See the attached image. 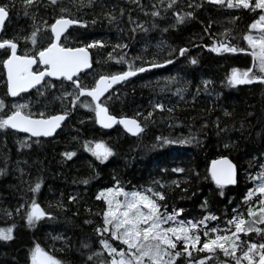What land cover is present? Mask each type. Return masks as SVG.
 Segmentation results:
<instances>
[{
  "label": "trees",
  "instance_id": "1",
  "mask_svg": "<svg viewBox=\"0 0 264 264\" xmlns=\"http://www.w3.org/2000/svg\"><path fill=\"white\" fill-rule=\"evenodd\" d=\"M0 2L11 3L12 0ZM190 2L178 0L175 9L168 12L160 10L159 17L146 19L142 29L135 32L129 16L140 18L136 10L138 5L127 4L124 0H108L100 6L93 2L83 8L73 7L72 14L87 23L68 31L70 46H82L92 40L102 42V46L88 50L92 69L79 75L83 83H94L93 76L98 78L99 74L126 70V64L109 60L108 53L118 55L123 52L126 58H130L133 45L138 41L141 49L147 44L153 45L154 40L165 45L157 48V54L149 53L148 49L143 59H155L161 64L165 59L172 62L161 69L145 71L110 91L109 113L136 118L143 128L137 137H129L119 126L109 131L100 129L95 123L94 112L83 107L71 112L53 138L30 139L27 148L17 145L19 135L10 129L0 130V168L4 169L0 173V210L14 209L22 200L30 203L33 193L29 187L40 178L37 202L54 215L53 219L45 217L30 229L25 226L23 212L8 218L0 211V227L12 223L17 225L13 240L0 241V264H26L27 252L33 241L40 243L64 264H92L86 258L99 246L94 228L101 223V216L96 213L104 207L103 201L95 197L102 188L113 186L117 179L128 190L153 186L154 181H159L164 185L169 210L173 206L183 209L180 218H200L206 211L220 216L224 209L231 208L242 197L243 191L249 187L242 183L243 172L255 167L261 159L260 154L264 153V84L254 81L235 86L230 85L227 78L233 68L244 70L252 67L250 48L246 47L242 36L245 32L251 33L247 25L256 17L248 10L227 9L203 0H195L201 6L193 10L187 7ZM120 8L125 9L123 14ZM177 10H193V17L177 23L172 15ZM31 12L36 14L41 25L44 21H52L50 7L36 5ZM104 12L111 13L116 19L110 21ZM160 20L164 22L160 23ZM156 21L160 23L159 28L152 27ZM32 23L31 14L26 16L18 5L9 11L1 37L23 36L32 30ZM173 24L175 27H170ZM205 28H208L207 33ZM225 29H229L230 34L225 33ZM220 33L224 36L221 37ZM45 39L46 34L40 36L41 42ZM213 39H223L248 51L213 52L205 47ZM118 43L127 44V49H114ZM33 47L30 42L25 44L20 40L18 54ZM180 47L187 48L183 56L178 53ZM189 57L195 58L197 63H190ZM133 63L140 61L134 60ZM176 69L186 70L192 85L201 78L207 80V90L199 91L193 101L183 103L177 102L170 94L156 93L155 85L146 88L139 83L145 76L170 74ZM4 77L0 64V97L10 102L11 99L5 97ZM67 90L71 91L70 88ZM59 95L60 86L57 84L44 96H38L32 90L23 97L31 102L34 112L45 110L44 105H47V112L56 114L62 105L53 97ZM156 103L164 105V108L154 109ZM149 111L153 115L145 120ZM137 112L141 114L138 117L135 116ZM189 135L195 138L192 144L154 146L158 136L175 139ZM96 140H103L113 148L114 154L103 162L83 147L85 141ZM66 151H74L75 155L65 157L62 153ZM221 156L229 157L238 171L237 185L223 188V195L208 173L210 160ZM177 167L185 171L174 172ZM85 178L88 179L87 184L82 183ZM171 181H178L179 187L170 186ZM69 195L74 197L73 201L68 200ZM205 201L206 208L202 207ZM58 202H62L64 207H57ZM57 235L61 239L53 240ZM84 243L90 247L84 248Z\"/></svg>",
  "mask_w": 264,
  "mask_h": 264
},
{
  "label": "snow or ice",
  "instance_id": "2",
  "mask_svg": "<svg viewBox=\"0 0 264 264\" xmlns=\"http://www.w3.org/2000/svg\"><path fill=\"white\" fill-rule=\"evenodd\" d=\"M69 2L75 8L93 4V0H69ZM131 2L140 6L141 11H145V6L140 5V0H131ZM177 2L178 0H167L166 3L164 0H157L165 12L175 9ZM208 2L227 9L248 10L255 15L256 18L247 27L249 30H256L257 34L245 32L242 36L251 49L253 66L244 70L233 68L227 79L230 85L250 84L253 81L264 84V0H208ZM58 4L60 6L57 12L55 9ZM18 5L23 8L26 16L31 14L32 30L23 36L0 37V64L7 72L5 97L16 98L9 102L0 97V130L10 128L29 133L34 137H47L61 127V122L65 121L66 117H70L72 111L83 107L94 112L95 123L104 128L119 124L133 135L142 133V125L136 118L109 113L107 105L112 95L109 93L105 96V93L112 85L125 81L137 73L160 67L161 63L155 59L145 60L140 56L126 58L123 52L118 55L109 52L107 57L109 60H114L117 64H126L127 69L110 74H99L98 78L93 76L94 83L85 84L78 73L83 69L91 68L88 50L98 45L102 46V42L92 40L82 46L73 47L69 44L65 30L72 25H84L87 21L73 15L61 0H45L44 3L42 0H12L11 3L0 2V29L3 28L9 11ZM36 5L53 7L51 22L44 21L42 25L39 24L36 14L30 13ZM200 6L195 0H191L187 5L193 10ZM193 10L187 12L177 10L173 11L172 15L175 21L180 23L185 18L193 17ZM124 11V8H120L121 14ZM128 11L130 12L131 9ZM148 14L145 12V15ZM103 15L110 21L116 19L108 12H104ZM150 15L154 18L161 15L156 3L152 4ZM231 19L235 20L236 17ZM92 22L95 23V20ZM129 23L135 25L132 28L133 32L142 29V24H136L131 16ZM152 27L155 28L157 25L153 23ZM170 27H175V24ZM204 31L207 33L208 28ZM225 33L230 34V30L225 29ZM45 34L46 39L41 42L40 36ZM219 35L223 37L224 33ZM20 40L25 44L30 42L34 47L25 48L23 54L18 55ZM127 47L128 45L124 43L113 46L114 49H127ZM205 47L217 53L248 51L236 44L224 42L223 39L219 41L213 39ZM178 53L185 55L187 48L180 47ZM134 60H139L140 63L134 64ZM189 61L192 64L197 63L193 57H189ZM171 62L170 59L162 61L163 64ZM253 68L258 71H253ZM52 78H56L55 82ZM173 79L175 78H168L169 81ZM204 83L207 84V81ZM57 84L60 86V95L53 99L60 100L62 108L56 114H49L47 105H44L45 110L34 112L31 110L30 101L21 102L24 97L19 94L27 92L28 89H35L38 96H44L48 89L55 88ZM177 92L182 93L183 89H177ZM81 97H90V100H82ZM153 108L163 109L164 105L156 103ZM168 111L171 112L172 109L169 108ZM140 115L138 112L135 113L137 117ZM152 115L153 112L149 111L145 120ZM27 139L25 137V140L21 141L25 147ZM194 139L193 135L175 139L158 136L154 146L192 144ZM83 147L101 162L114 154L113 148L103 140L85 141ZM225 147L227 148L228 145ZM62 155L71 158L75 152L66 151ZM260 157L255 173H248L252 186L246 188L241 200L232 209L230 217L225 215L223 218H218L216 214L206 211L200 218H180L183 209L173 206L169 210L164 185L159 181H154L153 186L128 190L120 180H115L113 186L102 188L95 197L104 204L100 212L96 213L101 216V223L94 228V232L98 234L99 246L89 252L86 260L92 264H264V153H261ZM253 159L255 160V157ZM173 171L183 173L185 170L177 167ZM3 172L4 169L0 168V173ZM209 172L211 179L221 189V195L224 194L225 185L237 183L234 166L227 157L221 156L220 159L213 160ZM82 183L87 184L88 179H83ZM171 185L179 187V182L171 181ZM40 187V178H37L29 187L33 193L31 202L22 200L14 209L0 210L2 215L11 218L23 212L25 226L30 229L36 227L37 222L45 217L53 219V213L47 208H42L37 202L36 193ZM68 200L73 201L74 197L69 195ZM57 207L63 208L64 205L58 202ZM202 207H207V201ZM210 221H214L215 224H210ZM16 227L15 223L0 227V241L13 240ZM58 239H61L59 235L53 237V240ZM83 247L89 248L90 245L84 243ZM26 264H64V262L46 251L40 243L33 241L27 252Z\"/></svg>",
  "mask_w": 264,
  "mask_h": 264
},
{
  "label": "rangeland",
  "instance_id": "3",
  "mask_svg": "<svg viewBox=\"0 0 264 264\" xmlns=\"http://www.w3.org/2000/svg\"><path fill=\"white\" fill-rule=\"evenodd\" d=\"M42 1L45 2V0H42ZM105 1H108V0H93V2H95V3L98 4L97 6H100V4L102 2H105ZM124 1L127 4L128 3H130V4L132 3L133 6H137V4L131 2V0H124ZM140 1H143L142 2V5L145 6V11H141L140 10V6H139L138 9H136L138 11L139 15H140L139 16L140 17L139 19L134 18L136 24H143V23H145V20L146 19L147 20L153 19V17L150 15L151 6H152L153 3H156V7H157V9L159 11L163 9V7L161 6V4L157 3V0H140ZM203 1L208 2V0H203ZM164 2L166 3L167 0H164ZM61 3L63 5H65V6H67L70 9V11H73V6L69 2V0H61ZM85 5H87V4H85ZM140 5H141V3H140ZM59 6H60L59 4L56 6L55 11L58 12ZM49 7L51 8L52 14H53L54 13L53 7L52 6H49ZM145 12H148L149 14L148 15H145ZM140 19H141V21H138ZM163 22H164V20H160V23H163ZM160 23L157 24V21H156V24H157V27L158 28H159V24ZM250 34L256 35L257 32H256V30H251V33ZM127 37H129V36H127ZM68 40H69V42H71L70 41V37H68ZM129 41H130V38H129ZM154 41H155V43L153 45L152 44H147L146 45L147 47H145V48L143 47L142 49L139 48L140 45H139V41H138V43H136V44L133 45V48H132V50L130 52V58L131 57H137V56L145 57L146 54L148 53V49H150L149 53H151V54H157V48L158 47H160V46L161 47L162 46L165 47L164 44L162 45V41H158V40H154ZM130 42L132 43V41H130ZM245 44H246V47L249 48V46H248V44H247L246 41H245ZM250 52H251V49H250ZM170 54H172V53H170ZM186 57L188 58V56H186ZM137 64H139V63H137ZM252 66H253V64H252ZM185 71L186 70L180 71V70L176 69V70H174L170 74H159V73H156V74H153V75H148V76H145L139 83L143 87H146V88H148V87H150L152 85H155V87H156V93L157 92H162L164 95L165 94H170L177 102H183V103H185V102L186 103L187 102H191V101H193L194 97L198 94L199 91L205 92L207 90L208 81L201 78V79L198 80V82H196L195 84L192 85L191 84L192 82H190L188 80ZM253 71H258V69L253 68ZM230 74H231V72L229 73V75ZM169 77H174L175 79L169 81L168 80ZM4 79H5V77H4ZM205 81H207V84L204 83ZM177 89H183V92L182 93H178L177 92ZM24 101H28V100L27 99H24L21 102H24ZM31 110L34 111L33 110V107H31ZM87 110H89V109H87ZM25 137H27V136L19 135L16 138V143L19 146V148H27V147H29V141H30V138L29 137H27L28 139H27V146L26 147L23 146V144L21 143V141H24L25 140ZM257 168H258V164L255 165V167L252 166L250 168L251 170L244 171L243 172L242 183L248 184L249 187L252 186L251 181L248 179V173L249 172H253V174H254L255 173V170ZM245 191H243V193ZM241 198L238 199L231 208L224 209L222 211L221 215L220 216L218 215L217 217L218 218H223L225 215H227V216L230 217V215L232 213V209L236 206L237 202L241 200ZM209 223L210 224H215L214 221H210ZM249 235L251 236L253 234H249ZM116 243H119V242H116Z\"/></svg>",
  "mask_w": 264,
  "mask_h": 264
},
{
  "label": "water",
  "instance_id": "4",
  "mask_svg": "<svg viewBox=\"0 0 264 264\" xmlns=\"http://www.w3.org/2000/svg\"><path fill=\"white\" fill-rule=\"evenodd\" d=\"M7 20H8V18H6V20H5V22H4V25L6 24ZM4 25H3V28H4ZM75 26H77V25H72V26H70L68 29H66V30H65L66 33H68V31H69L71 28L75 27ZM3 28L0 29V35H1L2 31H3ZM17 54H18V53H17ZM18 55H19V54H18ZM89 59H90L91 68H90V69H83L81 73H78V75H80V74H82V73H84V72H88V71H90V70L92 69V63H91V55H90V53H89ZM167 65H168V64H161L160 67L152 68V69H149V70H147V71H153V70L161 69V68H163V67H165V66H167ZM34 67H35V66H34ZM3 69H4V68H3ZM143 73H144V72H143ZM143 73H137L135 76L128 77L125 81H121V82H118V83L112 85V87L108 90V92L105 93V96H107V95L110 93V91H112L115 87L120 86V85H123L124 83L128 82L129 80H131V79H133V78H135V77H137L138 75H141V74H143ZM4 74H5V81H6V80H7V72H6L5 69H4ZM52 80L55 81L56 78H52ZM252 83H253V82H252ZM247 84H249V83H245V84H237V85H235V86H243V85H247ZM32 90H34V89H28L27 92H25V93H21V94H19V95L22 96V95L29 94ZM9 98H10L11 100L16 99V98H12V97H9ZM81 98H85V97H81ZM103 98H104V97H102V99H103ZM87 99L90 100V97H88ZM94 116H95V114H94ZM66 120H67V117L65 118V121H66ZM65 121H62V122H61V127H62V125L64 124ZM96 125H97V127H99L100 129L105 130V131L112 130V129L115 128L116 126H119V127L122 129V131H123L126 135H128L129 137H137V136L140 134V133H138V134L133 135V134H131V133H128V132L123 128V126H122V125H119V124H115V125H113L111 128H104V127H102V126L99 125V124H96ZM61 127L57 128L56 131L52 133V135L47 136V137H45V136L34 137V136H31V134H29V133H24V132H22V131H18V130H12V129H10V128H9V129H10L11 131H13L14 133H16V134L23 135V136H27V137H29L30 139H51V138H53V137L56 135V133L61 129ZM224 157H227V156H224ZM227 158H228V160L231 161V163H232L233 166H234L235 178H236V180L238 181V171H237V168H236L235 164L233 163V161H232L229 157H227ZM218 159H220V157L210 160V162H209V164H208V173H209L210 178H211V173L209 172V169L212 167V162H213V160H218ZM211 180H212V179H211ZM212 182H213L214 185H216L215 182H214L213 180H212ZM236 185H237V183H236V184H229V185H225L223 188H233V187H235ZM216 186H217V185H216Z\"/></svg>",
  "mask_w": 264,
  "mask_h": 264
},
{
  "label": "flooded vegetation",
  "instance_id": "5",
  "mask_svg": "<svg viewBox=\"0 0 264 264\" xmlns=\"http://www.w3.org/2000/svg\"><path fill=\"white\" fill-rule=\"evenodd\" d=\"M0 37H1V35H0ZM13 132V131H12Z\"/></svg>",
  "mask_w": 264,
  "mask_h": 264
},
{
  "label": "bare ground",
  "instance_id": "6",
  "mask_svg": "<svg viewBox=\"0 0 264 264\" xmlns=\"http://www.w3.org/2000/svg\"><path fill=\"white\" fill-rule=\"evenodd\" d=\"M28 196V195H27Z\"/></svg>",
  "mask_w": 264,
  "mask_h": 264
}]
</instances>
